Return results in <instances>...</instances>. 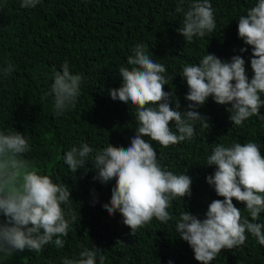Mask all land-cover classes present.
<instances>
[{"label":"trees","instance_id":"1","mask_svg":"<svg viewBox=\"0 0 264 264\" xmlns=\"http://www.w3.org/2000/svg\"><path fill=\"white\" fill-rule=\"evenodd\" d=\"M21 0H0V68L7 62L14 70L0 74V131H17L28 138L26 154L31 169L48 175L54 183H66L72 202L61 205L67 219L75 218L63 248L47 244L39 253L24 250L0 252V264H62L63 258L78 259L83 247L103 250L104 264H199L186 241L176 232V222L186 209L203 219L208 205L218 197L205 177L216 170L206 166L217 144L230 146L255 142L264 156V106L237 126L229 120L226 108L211 96L197 110L208 118L209 129L197 122L192 139L162 147L152 143L162 168L186 174L191 180V196L176 198L168 209L174 219L153 218L134 234L122 223L119 212L109 216L102 205L111 198L114 180L102 184L92 156L112 144L128 147L138 126L136 106L110 98L108 90L121 86L120 67H129L127 58L142 44L147 54L166 68L165 92H172L187 110L186 81L180 75L186 64H198L204 55L214 54L224 62L234 55L245 61L246 75L252 78L251 46L238 36V20L258 0H209L216 28L191 42L177 32L183 14L175 11L179 0H40L35 8H21ZM189 0H185L187 10ZM245 51L241 52L240 49ZM67 61L72 74H80V94L74 108L61 115L54 111L50 93L52 70H61ZM264 99V96L261 97ZM174 101L170 107H174ZM175 131L174 122L171 124ZM87 143L93 153L86 158L85 172L72 176L63 162L71 147ZM242 217L250 219L244 203L233 199ZM3 217L0 216V221ZM257 222L264 223V212ZM244 245L222 250L210 264H264V246L246 233ZM96 264H100L97 257Z\"/></svg>","mask_w":264,"mask_h":264},{"label":"clouds","instance_id":"2","mask_svg":"<svg viewBox=\"0 0 264 264\" xmlns=\"http://www.w3.org/2000/svg\"><path fill=\"white\" fill-rule=\"evenodd\" d=\"M40 0H21V8H35ZM179 0L175 9L183 14V26L177 32L184 41L204 37L216 28L213 8L209 0ZM238 36L251 46L250 66L252 78L246 75L245 61L239 55L224 62L214 54H206L198 64H186L181 76L188 92L185 111H180L179 99L172 92H165L166 68L147 54L142 44L136 45L133 55L127 58L129 67H120L121 86L108 90L110 98L136 106L138 126L130 138L128 147L108 143L92 156L94 180L107 184L114 180L110 201L102 205L112 216L119 212L122 223L131 234L144 227L153 218L160 222L174 219L168 209L176 198L191 196V178L186 174H174L162 168L151 141L162 147L190 140L195 134V124L209 129L206 116L197 110L209 96L226 108L229 120L241 125L250 117L260 116L264 106V0L247 10L238 20ZM245 51L244 48L240 49ZM7 62L0 74L7 77L14 70ZM53 83L50 93L54 99V111L61 115L74 108L80 94L82 76L72 74L65 61L61 70H52ZM174 101L175 106L170 107ZM171 124L174 122L175 131ZM31 150L28 138L17 131H0V252L9 254L24 250L39 253L47 244L63 248L62 237L68 235L75 218L67 219L61 205L72 202L71 190L66 183H54L48 175L31 169L26 154ZM87 143L73 146L63 154V162L72 176L78 169L89 170L86 158L93 153ZM216 166L213 174L205 177L218 197L207 207L205 217L198 218L186 209L176 222L178 236L188 243L199 264H210L224 249L244 245L246 233H250L264 246V223L257 222L264 212V156L255 142L217 144L207 157L206 166ZM233 199L245 205L249 218L242 217L241 209ZM103 250L92 245L83 247L78 259L63 258L62 264H100L107 259ZM171 264V261H169Z\"/></svg>","mask_w":264,"mask_h":264}]
</instances>
